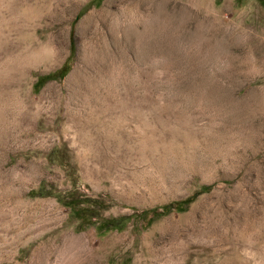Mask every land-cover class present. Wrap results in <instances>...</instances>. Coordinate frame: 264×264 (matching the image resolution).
Masks as SVG:
<instances>
[{
  "label": "rangeland",
  "instance_id": "1",
  "mask_svg": "<svg viewBox=\"0 0 264 264\" xmlns=\"http://www.w3.org/2000/svg\"><path fill=\"white\" fill-rule=\"evenodd\" d=\"M0 264H264V6L0 0Z\"/></svg>",
  "mask_w": 264,
  "mask_h": 264
},
{
  "label": "trees",
  "instance_id": "2",
  "mask_svg": "<svg viewBox=\"0 0 264 264\" xmlns=\"http://www.w3.org/2000/svg\"><path fill=\"white\" fill-rule=\"evenodd\" d=\"M258 1H259V3H260L262 6H264V0H258ZM66 65H67L66 62H64L62 67H65ZM47 76H48V75H44V76L39 77L38 80L36 81L35 85H37V86L41 85V82H42L44 79H46ZM60 76H62V74H61ZM206 187H207V186H204V188H206ZM191 200H192V198H185V199H183V200L176 201V202L174 203V207H175L177 210H184V209L187 207L188 203H189ZM169 207H171V206H170V205H164L163 208H162V210L159 211V212H157V214L159 215V214H161V213H164V212L168 211V210H169ZM145 211H146V210L144 209V210L141 211V213H145ZM79 215H81V214H79ZM104 223H105V222H104ZM119 225H120V224H118V226H119Z\"/></svg>",
  "mask_w": 264,
  "mask_h": 264
},
{
  "label": "bare ground",
  "instance_id": "3",
  "mask_svg": "<svg viewBox=\"0 0 264 264\" xmlns=\"http://www.w3.org/2000/svg\"><path fill=\"white\" fill-rule=\"evenodd\" d=\"M103 14H104V12H103ZM98 16H100V15H98ZM96 21V20H95ZM99 21V20H98ZM102 21V20H101ZM105 22H107V21H105ZM95 24V23H94ZM97 24V23H96ZM103 24V23H102ZM97 25H99V24H97ZM103 26H105V25H103Z\"/></svg>",
  "mask_w": 264,
  "mask_h": 264
}]
</instances>
